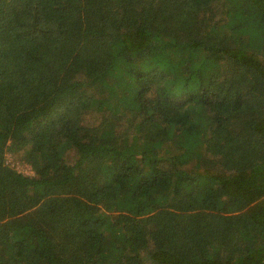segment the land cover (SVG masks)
<instances>
[{
  "label": "trees",
  "instance_id": "1",
  "mask_svg": "<svg viewBox=\"0 0 264 264\" xmlns=\"http://www.w3.org/2000/svg\"><path fill=\"white\" fill-rule=\"evenodd\" d=\"M0 264H264V0H0Z\"/></svg>",
  "mask_w": 264,
  "mask_h": 264
},
{
  "label": "rangeland",
  "instance_id": "2",
  "mask_svg": "<svg viewBox=\"0 0 264 264\" xmlns=\"http://www.w3.org/2000/svg\"><path fill=\"white\" fill-rule=\"evenodd\" d=\"M17 167L20 169H26V170H28V168H27V166H25V165H22V164H17ZM26 167V168H25Z\"/></svg>",
  "mask_w": 264,
  "mask_h": 264
}]
</instances>
